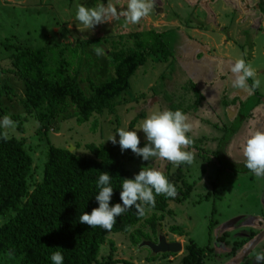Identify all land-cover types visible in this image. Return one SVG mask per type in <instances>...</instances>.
<instances>
[{
  "label": "rangeland",
  "instance_id": "rangeland-1",
  "mask_svg": "<svg viewBox=\"0 0 264 264\" xmlns=\"http://www.w3.org/2000/svg\"><path fill=\"white\" fill-rule=\"evenodd\" d=\"M243 1L246 2L243 6L245 10L241 12L240 9L239 15L235 14L234 18L242 16L241 22L236 25L234 20L224 13L228 8L235 7L230 5L228 0H156L154 12L138 24H127L121 18L86 29L75 18L78 4L95 7L110 2L118 9H125L127 0H0V86L6 84L14 92L13 96L0 99V112L12 118H21L18 123L14 120L16 123L14 129L2 127L1 129L3 134L7 132L9 138L23 140L24 149L33 160L34 182L37 183L41 179L42 162L48 146L71 148L72 152L85 157L89 156L85 146L93 144L114 147L132 179L141 168H155L162 171L167 179L174 180L179 168L184 180L192 186L187 200L180 204L169 202L165 212L157 213L163 216L159 233L168 241L181 244L182 250L178 255L164 257H162L164 254L152 255L146 247L138 249L141 243L134 247L128 235L109 234L99 250L100 262L109 260L130 264H177L184 256V247L189 240L204 249V264H257L255 254L264 253V238H262L258 243H254L243 260H237L243 250L249 248L251 240H259L264 234V177H257L252 172L234 173L226 167L234 163H245L241 148L245 140L241 143L242 139H239L240 151L232 145L245 131L249 134L255 129L264 130V103H259L262 106L254 109L251 113L252 119H245L234 136L229 138L231 149L226 150L223 145L217 148V138L223 133L216 131V127L213 128L220 122L225 128H230L235 122L239 108L227 107L224 103L230 104L235 98L248 105L257 102L258 98L252 94L254 91L251 94L242 93L232 87L230 65L237 59L243 58L256 69V78L261 81L259 94L264 99L262 95L264 94V16L256 6V0ZM196 3H199L201 10L198 12V19L194 15ZM210 8H214L217 16L219 14L218 20H214ZM207 12L211 18H208ZM202 13L206 14L205 19L200 16ZM208 19L211 22L205 23L204 21ZM195 29L199 32L208 29L207 33L210 34L214 41L213 46L217 49H208L201 44L197 52L196 48L191 47L197 46L200 40L211 44V41L203 37L198 39L194 36L193 44L191 39L187 40L185 36L192 37V34L196 33ZM211 29L215 30V34ZM150 30L162 36L165 45L171 51V57L164 63L150 60L137 69L129 79L130 89L117 101L115 115L104 112L83 125H77L74 119L59 121L52 129L49 128L48 132H43L38 121L25 114L24 87L16 77L7 73L10 69L11 52L3 49L2 42L32 49L54 48L56 52L69 43L93 41L94 46L85 49L84 54L81 55L83 63L80 79L89 77L99 83L108 81L114 76L113 68L110 67V61L106 56L107 51L112 50L114 46L131 47L133 39L128 37L129 34ZM244 30H247L246 33ZM202 34H206L205 31ZM120 36L122 39L119 38ZM97 39H100L101 44L95 42ZM103 39H107V43H104ZM97 47L103 49V56L98 57L95 54L93 49ZM224 47L227 48L228 53L224 52ZM204 52L209 57V53L214 52L213 55H225L230 59L216 61L214 59L216 57L213 56L209 58L211 60L206 61ZM86 54L89 55L87 58H85ZM64 55L68 58L67 53ZM76 60L74 55L72 61ZM219 67L229 70H215ZM214 78L215 81H212ZM252 82V79L248 80L249 85ZM206 89H209L208 92ZM196 93L201 96L199 97L201 105L197 113L191 112L193 114L189 115L194 127L188 135L194 141H199L198 147L204 151L198 154L193 149V145L188 149L193 151L195 156L191 165L181 164L177 167L157 158L144 161L130 149L122 152L118 143L114 145L107 140L115 135L118 141L117 129L129 130L132 120L143 113L144 117L138 119L133 128L140 139L139 147H143L147 141L143 131L139 130L142 121L152 112L168 109L170 104H180L184 108L182 101L194 99ZM206 111L214 112L213 118H217V121L202 118V115H206ZM3 117L0 114V120ZM203 123H206L208 130L202 129ZM94 124H96L95 129L92 130ZM18 125L22 127L23 133L18 132ZM210 138H213V141ZM224 151L229 154H225ZM219 167L221 173L217 172ZM147 211L151 213V210ZM6 217L7 215L0 218V225L5 223ZM236 218H241V222L223 231L221 227ZM211 222H214L212 230L209 229ZM172 227L182 229L185 235L177 237L171 234ZM144 232L149 233V230L144 228ZM110 243L113 244L112 247ZM206 246L210 252L205 251ZM151 256L156 258L155 261L147 263L145 259ZM0 264H17V261L13 257L4 255L0 256Z\"/></svg>",
  "mask_w": 264,
  "mask_h": 264
},
{
  "label": "trees",
  "instance_id": "trees-1",
  "mask_svg": "<svg viewBox=\"0 0 264 264\" xmlns=\"http://www.w3.org/2000/svg\"><path fill=\"white\" fill-rule=\"evenodd\" d=\"M258 8L264 15V0H258ZM128 37L133 39L131 47L114 46L107 51L106 56L114 76L99 83L89 77L80 79L83 63L81 55L85 49L94 46L93 41L69 43L56 52L54 48L32 49L2 42L3 49L11 52L10 69L7 73L16 77L24 87L25 114L35 118L43 132H48L59 121L74 119L77 125H83L104 112L115 115L117 101L130 89L129 79L137 69L150 60L164 63L171 57L169 47L155 31L131 33ZM119 38L122 39V36ZM102 41L107 43V39ZM95 42L101 44L100 39ZM74 55L76 61H72ZM88 56L86 54L85 58ZM13 95L14 92L8 85L0 86V99ZM255 96L258 98L257 102L251 105L243 104L236 98L230 104L224 103L227 107H238L239 111L230 128H225L221 122L214 126L228 133L219 141L220 145H225L245 121L248 113L262 103V98L257 93ZM199 102L196 93L194 99L182 101L184 108L180 104H170L168 109H180L187 114L196 111ZM0 114L5 116L4 112ZM143 115L141 113L132 120L129 130H133ZM11 119L18 123L21 118ZM17 130L23 133L19 125ZM198 145L199 141H194L193 149L199 154L204 150H200ZM85 150L89 152V156L83 157L68 149L48 146L42 162L41 179L36 183L32 174L33 160L24 149L23 140H5L0 127V218L7 215L5 223L0 225V256L13 257L17 264H53L50 259L52 253L60 251L64 258L63 264H130L98 260L100 247L106 242L107 235H128L131 244L136 247L141 241L149 240V233L154 235L160 230L163 216L157 213L165 212L169 202H184L192 190L178 168L175 179H168L177 190L175 198L157 195L155 208L149 209L151 213L146 211L143 217L137 215L135 208L129 209L117 217L111 231L99 227L90 228L80 223L79 217L83 212L90 214L93 208L98 207L95 196L99 191L96 186L99 175L107 172L111 176L113 195L110 206L122 204V180L132 178L114 147L88 144ZM226 167L234 173H250L245 164ZM221 171L219 167L217 172ZM213 224L214 222L210 223V230ZM144 228L149 233L144 232ZM170 232L178 237L185 235L177 227L170 228ZM209 243L210 241L207 246ZM112 245L110 243L111 247ZM205 251L210 252L208 248ZM155 259L151 256L145 261L152 263ZM177 264H204V249L189 240L184 247V256Z\"/></svg>",
  "mask_w": 264,
  "mask_h": 264
},
{
  "label": "clouds",
  "instance_id": "clouds-1",
  "mask_svg": "<svg viewBox=\"0 0 264 264\" xmlns=\"http://www.w3.org/2000/svg\"><path fill=\"white\" fill-rule=\"evenodd\" d=\"M155 6L156 0H127L125 9H118L110 2L107 5L101 3L95 7L78 4L75 18L86 29L121 18L127 24H138L154 12ZM93 51L98 57L104 55L103 49L99 47ZM230 72L234 89L251 94L260 87L261 81L256 78V69L243 58L237 59L230 65ZM249 79L253 81L251 85L248 84ZM0 127L14 129L16 123L10 115H5L0 120ZM193 127L194 122L190 121L189 116L182 110L165 109L152 112L142 121L139 130L143 131L147 141L143 147H139L140 139L136 130L117 129L116 134L119 140H116L115 135L107 140L114 145L118 143L122 152L130 149L144 161L157 158L178 167L181 164L191 165L194 162V152L188 150L194 144V140L188 135ZM3 138L5 140L9 138L7 132L3 134ZM243 156L245 167L257 177H264V130L255 129L249 133L243 144ZM110 181L111 176L107 172L99 175L96 185L99 191L95 196L98 207L93 208L90 214L83 212L79 217L80 223L90 228L99 227L111 231L117 217L129 209L135 208L137 215L143 217L147 210L155 208L157 195L172 198L177 196L175 186L169 182L162 171L155 168H141L133 179L122 180L120 192L122 204L116 203L110 206L113 195ZM50 259L53 264H63L64 258L60 251H56L52 253ZM255 261L257 264H264V253H256Z\"/></svg>",
  "mask_w": 264,
  "mask_h": 264
},
{
  "label": "crops",
  "instance_id": "crops-1",
  "mask_svg": "<svg viewBox=\"0 0 264 264\" xmlns=\"http://www.w3.org/2000/svg\"><path fill=\"white\" fill-rule=\"evenodd\" d=\"M229 2V4L230 5H234L235 7L233 8V7H230V8H228V10H227V12H224V13H227L229 16H228V18H231V20H234V23H235V25L236 24H239L240 22H241V20H242V16L241 17H238V18H234V16H235V14L236 15H239V11H240V9H241V12L242 11H244L245 9L243 8V6L246 4V2L245 1H243V0H228ZM240 1H242V2H240ZM256 6H258V0H256ZM257 8V7H256ZM205 11H206V9H205V7L203 8ZM210 11H211V14H212V16L214 17V20L216 19V20H218V17H219V14H218V16L215 14V11H214V8H210ZM223 11H225V10H223ZM221 15V14H220ZM207 16H208V18H211L210 17V15H209V13L207 12ZM205 23H207V22H211V20L210 19H208L207 21H204ZM213 22V21H212ZM212 23H210V25H211ZM213 26V25H212ZM223 26V25H222ZM207 30L208 29H203L202 30V32H199V31H197V29H195V31H196V33H193L192 34V37H187V36H185V38L187 39V40H190L191 39V42H192V44H193V37L195 36V37H197L198 39L200 38V37H203L204 39H206V40H208V41H211V44L210 43H208V42H205V41H203V40H200V42L198 43V45L197 46H194V45H192L191 47H193V48H196V51L197 52H199V45H201V44H203L206 48H213L214 50H216L217 48L215 47V46H213V43L212 42H214L213 41V39L211 38V36H210V34L209 33H207ZM211 30H213V29H211ZM184 31V30H183ZM194 31V30H193ZM205 31V33L206 34H202L203 32ZM245 31H247V30H244V33H246ZM182 32V31H181ZM215 32V30H213V34H215L214 33ZM180 33V32H179ZM229 36V35H228ZM238 36H240V34L238 35ZM237 36V37H238ZM223 39V38H222ZM254 47V46H253ZM205 48V49H206ZM215 52V51H214ZM213 52V53H214ZM224 52H227L228 53V50H227V48L226 47H224ZM213 53L212 54H210L209 53V55H210V57H216V58H214L216 61L217 60H221V61H226L227 59H230V58H228V57H226L225 55L224 56H216V55H213ZM204 57H205V59H206V61H208V60H211V59H209L210 57L208 56V54L206 53L205 54V52H204ZM219 65V64H218ZM182 66V65H181ZM218 69H220V67L219 68H216L215 70H218ZM220 70H229L228 68L227 69H220ZM214 75H215V73H214ZM212 81H215V78H214V80H212ZM208 90L209 89H206V91L208 92ZM255 93H257L258 95H259V97H263V96H261L260 94H259V89L257 88V89H255L254 90V92L252 93L253 95H255ZM262 95H264V94H262ZM199 97L201 98V96H200V94H198V99H199ZM239 100V99H238ZM199 105H198V107H197V109H196V111H190L189 113H187L186 115H190V114H193V113H191V112H194V113H197L198 111H199V106L201 105V100L199 99ZM240 101V100H239ZM241 102V101H240ZM259 106H262L261 104H259L258 105V107ZM254 111V110H253ZM253 111H251V112H249L248 113V116H247V118L246 119H252V114L251 113H253ZM217 112V110L215 111V113ZM238 113V112H237ZM209 117H208V116ZM213 115H214V112H208V111H206V115H202V118H207V119H213V120H215L214 122H216L217 121V118L215 119V118H213ZM250 115H251V117H250ZM237 116V115H236ZM250 117V118H249ZM236 118V117H235ZM204 125H203V130H208L209 128L207 127V125H206V123H203ZM212 125H213V123H212ZM213 128H214V126H213ZM211 131V130H210ZM250 133V132H249ZM248 136L249 134H247V131H245V133L242 135V137H239L238 138V140H236L235 141V144H231L232 145V147L233 148H235L237 151H240V142H239V139H242V142L241 143H243V141L246 139L245 138V136ZM246 136V137H247ZM203 138V137H202ZM213 139V138H212ZM211 138H210V140H212ZM230 143H228V145L226 144L225 145V148H226V150H228V149H231L232 147H231V145H229ZM241 148H242V150H243V145L241 144ZM225 152V154H229V152H227V151H224Z\"/></svg>",
  "mask_w": 264,
  "mask_h": 264
},
{
  "label": "water",
  "instance_id": "water-1",
  "mask_svg": "<svg viewBox=\"0 0 264 264\" xmlns=\"http://www.w3.org/2000/svg\"><path fill=\"white\" fill-rule=\"evenodd\" d=\"M261 101H262V103H264V99H261ZM68 151L72 152V149L70 148V149H68ZM238 222H241V218L233 219V220L229 221L228 223H225L221 228L223 229V231H225L229 227H231L232 225H235ZM262 238H264V234L262 235V237L259 240H251L252 242H250L249 248L243 250V253L237 257V260H243L247 256V254L251 251L252 247L254 246V243H256V242L258 243V241H260ZM141 247L148 248L152 255L178 254L182 250V246L180 243H177V242L168 243L165 240L164 236H160L158 238V240L156 241V243H151V242H147V241L142 242L140 244V246H138V249H140Z\"/></svg>",
  "mask_w": 264,
  "mask_h": 264
},
{
  "label": "flooded vegetation",
  "instance_id": "flooded-vegetation-1",
  "mask_svg": "<svg viewBox=\"0 0 264 264\" xmlns=\"http://www.w3.org/2000/svg\"><path fill=\"white\" fill-rule=\"evenodd\" d=\"M195 6H197V8H195L196 11H194V12H195L194 15H195V18L198 19V17H199L198 12L201 11V10H200V7H199V3H196V4L194 5V7H195ZM203 13H204V12H203ZM203 13H202V15H200V16H202V17L205 19V18H206V14H203ZM263 16H264V15H263ZM198 23H199V22H198ZM199 25H200V24H199ZM199 25H198V26H199ZM215 130L218 131V132H220V133H223V135H221L220 137L217 138V141H216V142H217V146H218V145H220V144H219V141L222 140V137H224V135L227 136L228 133H227L226 131H224V130H221V129H215ZM221 131H222V132H221ZM233 136H234V135H232L231 137H233ZM231 137H230V139H231ZM211 141H213V140H211ZM227 143H228V142H227ZM227 143H226V144H227ZM226 144H225V145H226ZM222 145H223V144H221L220 146H222ZM225 145H223V146H225ZM243 164H245V163H241V164H240V163H239V164H235V163H234V164H231V166H242ZM250 172H251V171H250ZM246 174H247V173H246ZM160 236H162V235H161V233H159V231L156 232L154 235H152L151 233H149V240L141 241V243H142V242H145V241H147V242H151V243H156V241L158 240V238H159ZM177 237H178V236H177ZM164 238H165V240H166L168 243H172V242H174V241H168V239H167L165 236H164ZM138 245H139V244H138ZM168 255H173V254H164L162 257H164V256H168ZM176 255H178V254H176Z\"/></svg>",
  "mask_w": 264,
  "mask_h": 264
}]
</instances>
